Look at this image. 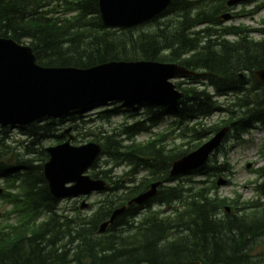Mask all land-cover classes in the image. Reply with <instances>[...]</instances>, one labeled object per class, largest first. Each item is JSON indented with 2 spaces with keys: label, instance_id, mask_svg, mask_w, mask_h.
I'll list each match as a JSON object with an SVG mask.
<instances>
[{
  "label": "trees",
  "instance_id": "trees-1",
  "mask_svg": "<svg viewBox=\"0 0 264 264\" xmlns=\"http://www.w3.org/2000/svg\"><path fill=\"white\" fill-rule=\"evenodd\" d=\"M228 1L173 0L164 12L166 20L156 18L146 26L122 30L101 23L99 0H0V37L28 41L41 65L89 68L120 60L176 62L200 71L193 80L207 78L221 93H235L222 109L206 91L184 88L187 96L177 106L146 103L149 109L134 125L102 131L99 127L101 134L93 140L102 143L108 159H100L91 175L111 181L113 189L91 215L63 212L43 176L48 159L43 143L61 141L58 132L63 121L20 128L32 137L23 145V153L2 137L0 175L6 177L2 199L14 222L0 225V264H185L191 260L264 264V183L258 188L259 197L248 200L220 196L212 192L215 186L207 188L199 181L187 186L166 184L153 202L174 203L172 215L159 216L161 212L155 211L137 221L141 207L130 206L105 233L99 232L115 209L153 182L170 181L174 161L219 130L204 127L201 118L219 108L226 110L229 122L237 120V136L257 122L264 126V86L254 76L255 70L264 68V27L225 25L221 15L229 9ZM251 31H260L262 37L251 36ZM114 103L112 109L99 112L101 118L138 111L133 105ZM165 115L176 117L175 129L146 142L133 139ZM68 117L86 123L81 110ZM74 129L78 131L77 123ZM78 133L95 135L92 128ZM11 161L17 170L12 171ZM120 166L129 171L116 175ZM211 169L206 164L200 171ZM141 173L145 174L135 183Z\"/></svg>",
  "mask_w": 264,
  "mask_h": 264
},
{
  "label": "water",
  "instance_id": "water-1",
  "mask_svg": "<svg viewBox=\"0 0 264 264\" xmlns=\"http://www.w3.org/2000/svg\"><path fill=\"white\" fill-rule=\"evenodd\" d=\"M172 0H99L101 20L107 26L132 27L160 14ZM239 0H232L231 3ZM191 74L174 64L152 61H112L92 68L44 67L36 60L33 48L14 38L0 37V124L28 125L44 117H59L98 100H154L176 102L183 96L170 82ZM264 84V69L256 71ZM225 131L209 143L174 164L173 173L205 162ZM50 159L44 164V177L55 197H66L109 186L85 173L102 152V146L89 143L80 147L70 141L47 149ZM68 183H73L67 186ZM158 184L132 201L143 203L154 196ZM115 211L111 218L122 213ZM108 223L103 224L104 230ZM187 264H202L191 261Z\"/></svg>",
  "mask_w": 264,
  "mask_h": 264
},
{
  "label": "rangeland",
  "instance_id": "rangeland-1",
  "mask_svg": "<svg viewBox=\"0 0 264 264\" xmlns=\"http://www.w3.org/2000/svg\"><path fill=\"white\" fill-rule=\"evenodd\" d=\"M253 7L252 5H249L247 8H251ZM239 10V9H238ZM264 14V12L262 13V15ZM244 21H246V19H242ZM249 20V19H248ZM243 21V22H244ZM253 24V26H256L257 21H255L254 23H250ZM96 103H92L90 104L89 109L91 111L90 114L92 113V115L90 116V118H93L96 116V112L99 110L98 107H96ZM110 105V104H109ZM106 106V105H104ZM94 107V108H93ZM109 107V106H106ZM105 107V108H106ZM219 114H215L214 117L212 118V121H215L219 118ZM126 119L123 117V115H118L115 116L110 123L105 124V127L108 128L109 130H111L114 127L117 126H121L123 123H125ZM131 121V119H130ZM170 120H166L162 123L161 127L158 130H162L168 123ZM69 125V124H68ZM67 126V125H66ZM81 127V131L85 132L86 130V126H93V124H87L84 125L82 123H80ZM96 133L99 134V131H96ZM75 137H77V140H73L72 144L74 145H82L85 144L89 139L94 138L97 134H95L94 136H89L90 138H88L86 135L81 134L82 136L79 135L78 137V133L77 132H73L72 133ZM7 136L10 138L9 144H11L14 148H16V143L20 142L21 140H23V137L21 136V132L18 128H11L9 129V132L7 134ZM1 137H5V135L3 134V132L0 129V138ZM150 136L149 134H144V135H140L138 137L139 140H146L148 139ZM246 141H233V140H228L225 143V147L222 149L221 152H219V160H222L223 157L227 156L231 163L234 166V174H228V176H230L232 182L231 184H224L220 187V193L223 196H228V197H237V196H241L242 199L248 200V199H256V193H255V189H254V184H252V182L254 183L255 180L258 178V174L256 172L257 169H259L260 167L264 166V130L263 129H256L254 130L249 137H245ZM204 141V140H203ZM201 141V142H203ZM49 143H51V141H47L46 143H44L45 146L49 145ZM53 144V142L51 143ZM16 145V146H14ZM21 147H19V150ZM252 164L251 167H247L248 164ZM111 165V164H110ZM108 165V166H110ZM122 169H126L123 166L119 167L117 170V174L122 173ZM226 177V175L224 174V178ZM185 179V178H183ZM210 179V178H209ZM208 183V181H207ZM206 183V184H207ZM0 184H3V181L0 179ZM210 185V184H208ZM105 194L104 193H94L91 196H89L86 201L90 204L88 208L84 209V213H91L93 209H95L97 207V202L103 198ZM79 200V199H78ZM82 204V200L80 199V201H76L75 199L72 198H68L65 200L61 201V207L63 208H75L76 206H80ZM9 207L7 205H5L2 200L0 199V223L5 222V216H4V212L8 209ZM165 209V208H164ZM262 250V249H261ZM260 250V251H261Z\"/></svg>",
  "mask_w": 264,
  "mask_h": 264
}]
</instances>
